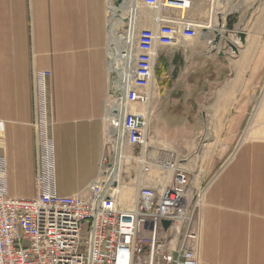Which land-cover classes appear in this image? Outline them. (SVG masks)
<instances>
[{
    "label": "crops",
    "instance_id": "obj_1",
    "mask_svg": "<svg viewBox=\"0 0 264 264\" xmlns=\"http://www.w3.org/2000/svg\"><path fill=\"white\" fill-rule=\"evenodd\" d=\"M111 1L0 0V161L9 195L29 198L35 194L33 73L39 71L50 72L44 79V98L55 190L60 195L82 194L94 181L100 158L110 145L106 137V102L110 90ZM202 8L204 0H190L186 16L189 12L204 15ZM210 12L209 22L219 11L212 7ZM187 24L180 25L191 26ZM198 51L185 49V54L173 56L175 64H185V55L191 57L184 72L178 73V65L171 77H159V81L155 77L152 90L158 83L159 98L154 89L147 110L138 104L129 108L149 114L155 136L151 144L154 155L173 149L183 158L181 165L187 170L189 161L197 159V151L191 156L198 149V134L211 130L198 127L202 119H226L222 131L231 140L245 134L203 190V204L195 221L200 236L198 264H264V113L255 112L245 128L244 102L232 114L227 108L214 112L213 105L207 104L222 102L230 91L226 85L211 88L212 81L203 77L207 71L204 68L210 64H205L206 54ZM235 69L241 70L237 65ZM205 99L210 100L206 112H181V102L193 100L199 104ZM175 103L178 116L170 110ZM176 134H180L178 140L192 137L169 147L164 136L178 141ZM136 172L121 175L130 186L120 190L122 205L128 195L133 193L134 197Z\"/></svg>",
    "mask_w": 264,
    "mask_h": 264
},
{
    "label": "built area",
    "instance_id": "obj_2",
    "mask_svg": "<svg viewBox=\"0 0 264 264\" xmlns=\"http://www.w3.org/2000/svg\"><path fill=\"white\" fill-rule=\"evenodd\" d=\"M136 3L153 14L137 12L136 21L150 24L137 29L133 44L121 49L119 73L109 71V150L82 194L60 195L55 190L44 98V79L50 72L33 73L35 194L9 195L0 161V264H198L200 236L195 221L203 191L192 190L189 171L176 151L154 155L155 136L146 112L153 99L159 51L176 44L190 0ZM131 51L133 67L125 78L120 71ZM131 104L147 109L131 111ZM126 145L137 151L126 152ZM130 163L137 171L135 194L124 206L119 200L124 188L121 175L131 172ZM163 221L169 224L164 226Z\"/></svg>",
    "mask_w": 264,
    "mask_h": 264
},
{
    "label": "rangeland",
    "instance_id": "obj_3",
    "mask_svg": "<svg viewBox=\"0 0 264 264\" xmlns=\"http://www.w3.org/2000/svg\"><path fill=\"white\" fill-rule=\"evenodd\" d=\"M111 3L113 2L111 1ZM111 3L110 6L113 5ZM136 5H138V16H151L153 14V12L139 3ZM212 7L213 10L219 11L217 15L214 14L213 16L216 17L214 22L222 28L220 32L218 30H210L209 28L212 23V20L209 22ZM202 9L204 15L201 13L194 14V12L190 14L191 12H189L188 16H186V23L188 22L187 25L191 26L186 28V33H181V29L182 32L185 30L184 26L180 25L179 34L175 39L176 44L162 48L156 64V80L159 81V77H163L164 80L171 77L173 68L178 65V73L184 72V65L187 63L188 57L190 58L191 56L185 55V61H183L185 64H182V61L180 64L172 63L173 56L180 52L184 53L185 49L196 48L199 50L198 52L206 54L203 56L206 57L204 59L205 64H210L204 68V71H207L203 73V77L205 76L206 79L208 78L212 81L211 88L218 89L220 86L223 85L225 87L224 85H226L230 91L227 98H222V102H213L207 105H213V111L216 113L221 110L225 111V108H227L228 112L232 114L240 109L238 106L244 102L245 108H247L245 119V128H247L249 119L255 112L260 111V113H264V0H204V8ZM110 15L109 8V18ZM135 22V25H137L134 29L135 34L138 26L150 24L149 22ZM120 30L124 31L125 28L123 27ZM215 36L217 37L215 44H213ZM131 40L132 45L134 40L133 38ZM211 58L214 60L211 61ZM225 62L228 63L227 66L223 65ZM235 65L239 66L241 70L237 71ZM114 77L111 75L112 80L115 79ZM159 88L158 83L154 85L157 99L159 98ZM154 89L152 90V94L154 93ZM237 91L239 94H236ZM202 100L199 104L193 100L185 103L181 102V112L193 114H198L200 110L201 112H206V102L210 100L205 99V103ZM177 109L176 103L174 107H170L173 116H178L176 114ZM170 110L167 109L168 117ZM261 119L264 120V117L262 116ZM225 122L226 119L224 118L214 117L213 119H202L198 126L200 128H206L207 126L211 130L207 129V134H198L197 136L200 138L198 149H195L191 156L193 158L197 151V159H193L192 161H189L188 158V160L186 159L190 162L187 168L191 178L190 186L193 191L204 190L207 183L229 159L238 141L245 138V134H243L235 136L231 140L232 138L226 136L224 130L222 131V128L225 127ZM252 122L253 120L251 119L250 124ZM152 127L153 125H150V129ZM179 136L180 134H176L175 139ZM171 137L168 135L164 136L165 143L169 147L173 144L178 145V143L182 142L183 138L190 139L192 136H182L183 138L177 139L178 141L172 140ZM125 147L128 153L131 150L137 151V149H133L127 145ZM123 167L126 166L123 165ZM130 168L132 175H134L136 169L133 163H130ZM132 185L134 186V184ZM129 187V185L124 183L123 191L129 189ZM130 191L132 190L130 189ZM132 197L133 193H131L130 197L129 195L127 196L124 206L126 204L128 206L131 203Z\"/></svg>",
    "mask_w": 264,
    "mask_h": 264
},
{
    "label": "bare ground",
    "instance_id": "obj_4",
    "mask_svg": "<svg viewBox=\"0 0 264 264\" xmlns=\"http://www.w3.org/2000/svg\"><path fill=\"white\" fill-rule=\"evenodd\" d=\"M113 5L110 6V18L109 20V70L110 71H117V62L119 61V56L121 55L120 51L124 47L131 46L132 38L134 40L135 35V21L137 16V8H136V0H122L119 5L115 3V0H112ZM216 19L215 16H213L212 23L209 26L210 30H218L219 32L222 30L220 26L216 22H214ZM182 23V22H180ZM125 28L124 31H121V28ZM186 28L184 27V32H182V29L180 30L181 33H186ZM182 38V37H181ZM184 38V37H183ZM134 62V54L131 51L129 54V59L127 61L126 67L122 69L121 75L123 77H127L132 70ZM115 82V81H113ZM108 126V121H107ZM108 134V131L106 135Z\"/></svg>",
    "mask_w": 264,
    "mask_h": 264
},
{
    "label": "water",
    "instance_id": "obj_5",
    "mask_svg": "<svg viewBox=\"0 0 264 264\" xmlns=\"http://www.w3.org/2000/svg\"><path fill=\"white\" fill-rule=\"evenodd\" d=\"M121 1H122V0H116L115 3H116L117 5H119V4L121 3ZM241 36H242V34H241ZM216 37H217V36H215V40L213 41V44H215ZM163 224H164V226H167V225L169 224V222H168V221H163Z\"/></svg>",
    "mask_w": 264,
    "mask_h": 264
},
{
    "label": "trees",
    "instance_id": "obj_6",
    "mask_svg": "<svg viewBox=\"0 0 264 264\" xmlns=\"http://www.w3.org/2000/svg\"><path fill=\"white\" fill-rule=\"evenodd\" d=\"M175 58V57H174Z\"/></svg>",
    "mask_w": 264,
    "mask_h": 264
}]
</instances>
